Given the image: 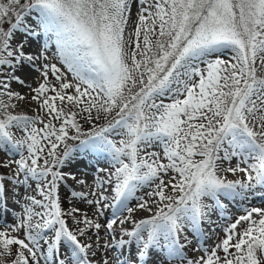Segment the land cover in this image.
Wrapping results in <instances>:
<instances>
[{
  "label": "snow or ice",
  "instance_id": "6c2138e0",
  "mask_svg": "<svg viewBox=\"0 0 264 264\" xmlns=\"http://www.w3.org/2000/svg\"><path fill=\"white\" fill-rule=\"evenodd\" d=\"M0 151V264H264V0H0Z\"/></svg>",
  "mask_w": 264,
  "mask_h": 264
},
{
  "label": "rangeland",
  "instance_id": "374dc122",
  "mask_svg": "<svg viewBox=\"0 0 264 264\" xmlns=\"http://www.w3.org/2000/svg\"><path fill=\"white\" fill-rule=\"evenodd\" d=\"M53 62H55V61H53ZM69 76H70V74H69ZM30 107H31L30 105H23V106L20 107L19 110L29 111L30 110ZM9 158L10 157H8L4 152L0 151V161H6ZM95 162H96V165H94V166H96V167L104 166V164L106 163V161H104L103 159H100L99 164L97 163V160ZM227 175H228L229 178H232V175L230 173L227 174ZM73 187H75V186H73ZM75 188L77 190H79L77 187H75ZM85 190H87V189H85ZM141 194H143V193L141 192ZM61 196L64 199V207H69L68 202H67L68 201V198H70L69 190L68 189H65V188H62L61 189ZM74 203H76V206L77 207H80L81 209L87 210V211H89V213H91V209L86 204L79 203V202H76V201H74ZM252 203H253L254 206L264 207V203L261 202V200H260L259 197H257L256 199H254L252 201ZM235 210H237V215L242 214L238 210V208H236ZM109 212H110V210H106V217H108V218H110ZM143 215H146V214H143ZM103 220H104V218H101V222H103ZM69 223H71V221H69ZM220 235L223 236V233H220ZM209 240H210V243H207V241H206V243L207 244H212L213 241L211 239H209ZM193 246H195V243H194ZM192 255H195V253L189 252V256H192Z\"/></svg>",
  "mask_w": 264,
  "mask_h": 264
},
{
  "label": "bare ground",
  "instance_id": "6f19581e",
  "mask_svg": "<svg viewBox=\"0 0 264 264\" xmlns=\"http://www.w3.org/2000/svg\"><path fill=\"white\" fill-rule=\"evenodd\" d=\"M21 106H23V105H21ZM97 159H93L92 161H90V163L92 164V165H96V161ZM90 179V178H89ZM70 183H72L71 181H70ZM73 186H75V187H77L78 189H80V186L79 185H75V184H73Z\"/></svg>",
  "mask_w": 264,
  "mask_h": 264
}]
</instances>
